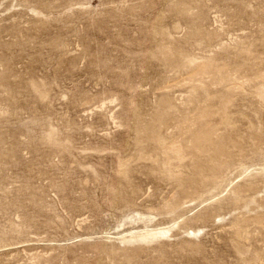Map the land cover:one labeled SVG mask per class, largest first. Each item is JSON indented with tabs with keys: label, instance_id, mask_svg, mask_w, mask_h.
<instances>
[{
	"label": "rangeland",
	"instance_id": "obj_1",
	"mask_svg": "<svg viewBox=\"0 0 264 264\" xmlns=\"http://www.w3.org/2000/svg\"><path fill=\"white\" fill-rule=\"evenodd\" d=\"M0 264H264V0H0Z\"/></svg>",
	"mask_w": 264,
	"mask_h": 264
}]
</instances>
